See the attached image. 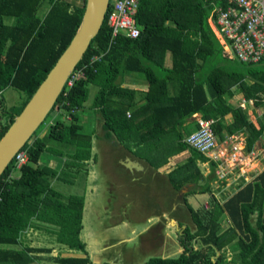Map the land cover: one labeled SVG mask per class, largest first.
Segmentation results:
<instances>
[{"label": "trees", "instance_id": "16d2710c", "mask_svg": "<svg viewBox=\"0 0 264 264\" xmlns=\"http://www.w3.org/2000/svg\"><path fill=\"white\" fill-rule=\"evenodd\" d=\"M83 6L84 0L75 6L66 0H0V136L69 44ZM211 9L209 0H139L134 38L111 39L105 15L75 68H82L80 79L63 87L52 109L58 115L75 112L51 121L43 135L39 124L21 148L26 161L12 170V159L0 174V264H30L35 259L30 254L51 251L22 247L28 228H44L53 242L81 254L58 255L56 264H93L80 237L83 195L63 196L52 186L55 179L83 178L91 158L93 131H84L81 123L89 84L96 87L91 109L99 115L102 136L113 133L155 168L187 150L171 173L176 189L191 183L190 193L211 191L215 163L204 176L198 162L208 158L185 142L194 114L213 118L218 141L241 133L245 152L253 150L264 136V58L251 64L225 52L207 22ZM94 56L99 60L91 62ZM130 73L143 75L145 91L123 85L132 82L126 80ZM7 86L22 93L19 105L4 106L1 90ZM236 94L252 105L230 102ZM42 153L64 158L61 168L40 163ZM184 202L195 228L183 229L182 251L151 256L143 264H264V169L222 201L212 194L202 209Z\"/></svg>", "mask_w": 264, "mask_h": 264}, {"label": "rangeland", "instance_id": "374dc122", "mask_svg": "<svg viewBox=\"0 0 264 264\" xmlns=\"http://www.w3.org/2000/svg\"><path fill=\"white\" fill-rule=\"evenodd\" d=\"M44 8V7H43ZM43 9H39L38 14H43ZM225 52H227L225 50ZM168 64H170V58L168 59ZM170 66V65H169ZM129 76L126 77L127 81H135V83L140 82L144 85V78L143 75L137 73H130L127 74ZM134 85V84H132ZM141 85H138V88H141ZM96 91V87L92 84L88 85V97L87 100L83 104V109L81 113H83L82 119V129L84 131H93L92 142L93 146H95V139H97L98 147L94 150L95 155H103V152L106 153H114L116 150L115 148L108 149L107 141L114 140L115 146L118 142V139L115 137L113 133H110L107 136H102L104 130L101 125V121L99 115L93 114L91 109V103ZM173 91L171 90V93ZM22 93L15 90L12 87H5L1 90V98L3 100L4 106L7 108L11 105H19L20 101L22 100ZM230 102L235 103V98H230ZM248 106H251L248 104ZM258 114L262 113V109L256 108ZM253 118L254 116L251 115ZM59 118H65L63 115H58L56 110L52 111L48 114L46 119L40 123L38 126V134L43 135L46 133L48 124ZM85 118H88L86 120ZM86 120V121H85ZM97 127V130H94L92 125ZM98 132L99 135L97 133ZM238 134V139L228 140L223 143V141H218L216 137V146L213 149V154L216 156H221L224 158L225 162L230 165H234L235 168L230 169L232 173H228L229 178L227 180L230 182L236 176L246 175L247 181L249 178L251 180V174L254 172H260L263 169V164H260L261 157L264 158V136L255 142V146L253 148V152L251 154L246 155L245 151H241L240 154L236 153L233 157L234 150H232V142H237L239 138L243 139L244 135ZM122 144L125 143L124 141H120ZM239 142V141H238ZM105 143V146H104ZM244 143V141H243ZM131 146V144H130ZM126 149H130L131 151L134 150V147L131 146L130 148L125 146ZM112 150V151H111ZM230 157L234 158L229 160ZM254 157V158H253ZM47 154L42 153L39 157V162L47 163ZM250 158V159H249ZM205 165L207 163L204 161ZM198 162L202 173H206L205 165ZM228 164V165H229ZM226 165V166H228ZM99 169H97V176L98 180H101L100 185H98L97 193L87 195L86 201L84 204V208L82 211V229H81V238L85 243V249L93 259H90L92 263L101 264L104 261L107 263H112L116 261L118 264H143L149 257L151 256H159V252L154 251L155 248L160 247L159 245L162 243L163 234L168 235V239H170L167 254L168 256H176L180 246V236L183 235V225L189 227L192 231L194 230V223L190 219L189 212L186 206L183 203V197L186 194V190L182 194V192H175L174 195V203L175 208L173 211L174 220L171 224L164 223V226L159 225V219L157 217L158 214V207L152 205V198L157 197L159 194H162L161 191L158 189L157 183L154 184V181L151 178H144L142 181L139 180L137 183L130 184V180L126 176H122L121 172L120 175L117 172H112V177L114 180L118 181L119 187L114 188V191L111 193L104 192V183L105 178L102 174V163L98 165ZM224 166V165H223ZM82 173V172H81ZM242 173V174H241ZM214 179V173L213 178ZM211 183V191L207 193H196L193 194L192 197H186L188 202L192 205L194 209H202L206 207L208 203H210V199L212 193L221 199L222 195H229L232 194L235 190L237 184L239 185V180L236 182H230L226 189L220 191L219 187H215V183L213 181ZM226 180V179H225ZM244 180V178H243ZM83 179L81 174L74 175L70 178L69 181L57 180L55 179L52 183V186L60 191L63 196L69 194H76L81 195L83 194ZM225 186V187H226ZM193 186H190L192 188ZM124 219L128 222L129 226L122 225L121 227L115 225L120 222V219ZM226 224L225 221H223ZM106 226V227H104ZM117 226V227H114ZM46 228V226L44 225ZM105 228V229H104ZM45 232V233H44ZM40 231L38 234L36 232H29L26 235L27 244L31 248H50V253H40L39 257L42 258L39 261H35L36 264H52L51 260L56 258L61 252V256L72 255V254H79V252L71 251L65 246H61L55 244L53 242V235H51L48 231ZM121 245L115 243L117 239L126 238ZM148 242H154V244L150 245ZM114 243V244H113ZM113 244V245H112ZM108 246L107 254H102L101 251L94 253V250H98L100 246ZM174 245V246H173ZM179 245V246H178ZM15 248V247H14ZM117 252H116V251ZM99 251V250H98ZM113 253V254H112ZM120 253V255H119ZM108 255H114V258H107ZM117 256V257H116ZM121 256V257H119ZM112 260H107V259ZM106 259V260H103ZM118 259V260H117ZM143 262V263H142ZM34 262L31 264H35Z\"/></svg>", "mask_w": 264, "mask_h": 264}, {"label": "built area", "instance_id": "2783aa9c", "mask_svg": "<svg viewBox=\"0 0 264 264\" xmlns=\"http://www.w3.org/2000/svg\"><path fill=\"white\" fill-rule=\"evenodd\" d=\"M213 1L209 0L212 9L208 19H211L210 21L213 24L217 39L222 45L223 50L232 53L235 58L245 63L255 64L264 58V0H217V3ZM138 5L139 0L108 1L105 15L111 39L118 34L129 38L139 35V28L134 19ZM97 60H99V57L94 56L91 62ZM82 73V68L74 69L66 80L64 87L70 88L76 80L80 79ZM242 99V102L239 104L242 108H247L248 104L252 105V100ZM56 112H58L57 107ZM73 112H75V108H71L68 114H64V117L69 119ZM126 113L129 115L128 111ZM213 122V118H203L198 114L195 115V127L187 134L185 142L190 148L203 154L210 161L218 162L221 156L213 154V149L216 146ZM227 139L223 140V143ZM232 150L235 152L232 156L235 157L234 155L244 151V148L232 146ZM12 159V170H18L26 161V155L20 149ZM232 159L234 158L230 157L229 160ZM229 168L233 169L235 166L229 164L228 166L221 167L218 164L215 177L218 180L229 178L227 174L234 171V169L230 171ZM8 177H11V172L8 174ZM243 178L247 180L246 176L243 174L239 176L238 174L235 181L243 180ZM1 199L0 195V201Z\"/></svg>", "mask_w": 264, "mask_h": 264}, {"label": "crops", "instance_id": "0c3cea01", "mask_svg": "<svg viewBox=\"0 0 264 264\" xmlns=\"http://www.w3.org/2000/svg\"><path fill=\"white\" fill-rule=\"evenodd\" d=\"M66 1H68L71 4V6L79 5L81 3V0H66ZM43 10L45 11L46 7H44ZM44 11H43V13H44ZM208 17H209V15H208ZM208 17H207L208 25L211 28V30H212L213 34L215 35V37L217 38L215 30H214V27H213V24L210 21L211 19L209 20ZM169 58H170V56H169V54H167L166 59H165V65L167 67H170L169 66L170 64H168V59ZM132 84H134V85H132ZM123 85L128 86V87H130V88H132L134 90L140 91V92H143V91L146 90V86L142 85L140 82L135 83V81H133V82H129V83H126V84H123ZM138 85H141L142 87L138 88ZM233 98L236 99V102L234 103L235 105H239L242 102V100H243L242 99L243 97H241V95H239V94H236ZM195 115H197V114H195ZM190 126L192 128H194L195 124H194L193 120H192V123H191ZM92 127L95 128V130H97V127L94 125V123H93ZM95 133H97L99 135L98 132L95 131ZM238 134H241V133L227 135L225 138L222 139V141L227 139L228 137H230V138H228L229 141L232 140V139H238V137H237ZM105 141L107 142V146H108L109 151H110L111 148H112V150H113V148H115L116 151L114 153H112V152H110V153L103 152V155H98L97 156V155H95L93 153L94 150H96V148L98 147L97 139H95V146H93V142H92L91 158L88 161L85 162V172H84V177L82 178L83 179V182H82V184H83V191H82V193H83L82 194L83 195V207H82V211H83L84 204H85V201H86L85 199L87 198L86 196L97 193V188H98V185H100L101 180H98V178L95 175V173H97L96 167L99 169L98 165L100 164V166H101V163H102V167H103V170H102L103 173L102 174L104 175L103 178H105V183L103 184L105 193H111V192L114 191V188L119 187L118 181L117 180L115 181L114 178L112 177V172H116V171L119 173V175H120V172H121L122 176L124 175V176L128 177L129 180H130V182H129L130 184L137 183L139 180L142 181L144 178H151L154 181V184L157 183L158 189H159V191H161V193H163V195L159 194L157 197L152 198V200H151L152 205L157 206L158 209H159L158 214H157V217H158L159 222H160L159 225L164 226L165 222L171 224L173 222V220H174V217H175L173 215V211H174V208H175V203H174L175 192H179L180 191L183 194L184 191L186 190V194L182 198L184 205H185L184 198L192 197L193 194H196V193H190V191L192 189V188H190V186H194L191 183H186L182 187L176 189L174 187V184H173L174 180L171 177L172 176L171 173H172L173 169L178 164L183 163L185 158L187 157V154H188L187 150H184V151H181V152H179L177 154L169 156L164 164H161L160 166L155 168V167L151 166L146 160L139 158L137 156V154L133 153V151H131L130 149L127 150L126 147L124 146V144H122L120 141H118L119 143H117L116 146H115V141L114 140H111V141L105 140ZM238 141L237 142H232V146H237L238 148L242 147V148H244V151H245V139L244 138L243 139L239 138ZM243 141H244V143H243ZM104 146H105V143H104ZM251 152H253V150ZM251 152L246 153V155L248 156V154H250ZM223 159L224 158H220V160L218 162H214L212 160L210 161L208 159V161H206L207 165H205V163L201 162L206 167V173L205 174L203 173L204 176H206L209 173V170H210L209 163L210 162H214L215 163V167L213 169L214 179L212 181L216 184L215 185L216 188L217 187L220 188L219 189L220 191H222L223 189H226L227 188L226 185H228L230 182H232V183L235 182V180L237 178V176H236L235 178L232 179V181L229 182L227 179L226 180L225 179L224 180H218L217 177H215V171L217 170V165L218 164H220L221 167L223 165L224 166L228 165L225 162V160H223ZM46 160H47L48 164H45V163H42V162H40V163H42L43 165H47V166L53 167L55 169H60L62 164H63L64 158L57 157V156H55L53 154H47ZM260 164H263L262 166H263V169H264V158L263 157H261ZM260 172L258 171V172H254L253 174H251L250 175L251 176V180ZM251 180H250V178H249V181L241 179L239 181V185H244V184L250 182ZM239 185L237 184V186H236L235 190L233 191V193L238 189ZM232 194H229V195H232ZM229 195H222L221 199H218L219 197H216L214 195V198L217 201H222L223 198H226ZM186 201L188 202V199H186ZM208 205H209V203H208ZM118 219H120V218H118ZM81 220H82V215H81ZM115 225H117L119 227H121L122 225L129 226L128 222L125 221L124 219H120V222L115 224ZM117 226H114V227H117ZM104 227H106V226H104ZM183 227L185 228L186 226L183 225ZM81 229H82V227H81ZM40 231L44 232L45 229L44 228L43 229H36V228H28V229H26L22 233V236H21V246L22 247L31 248L27 244V239H26L27 233L36 232L38 234V232H40ZM168 236H169V234L168 235L163 234L162 243L159 245L160 247L155 248V246H154V251H156V252L160 251L159 252V254H160L159 256L160 257H169L168 254L166 253L167 252L166 249L168 248L167 246H168L169 241H170V239L167 238ZM80 237H81V233H80ZM125 239H127V237L126 238L117 239V241H115V243H118L119 245H121L122 242L125 241ZM82 241H83V239H82ZM55 244H57V243H55ZM148 244H150V245L152 244L153 245L154 242H150V243L148 242ZM17 248H20V246H18ZM34 248H36V247H34ZM42 248H45V247H42ZM179 248H181L179 250L181 252L182 251L181 242H180ZM106 249L108 250L109 248H108V246L105 245V246H100L98 248L99 251L98 250H94V249H93V251H94V253H97V252L101 251L102 254H105V253L107 254L108 252H107ZM85 251H86V249H85ZM50 252H40V253H50ZM40 253H32V254H30L31 257L35 258L34 261H33L34 263H35V261H37V260L39 261L40 259H42V258L39 257ZM60 254L62 255V252ZM86 254H87V257H88L89 261L92 263V261L90 259H93V257H90V255L88 254L87 251H86ZM119 255H120V253H119ZM66 256H75V257H77V256H81V254L79 253V254H72V255H66ZM119 257H121V256H119ZM107 258H114V255H112V256L108 255ZM106 259H103V260H106ZM107 260H112V259H107ZM51 263L52 264H56L54 258L51 260ZM103 263H107V262L104 261ZM112 263L118 264L116 261H113ZM93 264H96V263H93Z\"/></svg>", "mask_w": 264, "mask_h": 264}, {"label": "water", "instance_id": "95a60500", "mask_svg": "<svg viewBox=\"0 0 264 264\" xmlns=\"http://www.w3.org/2000/svg\"><path fill=\"white\" fill-rule=\"evenodd\" d=\"M109 0H84L80 23L48 75L0 136V174L25 141L52 111L70 74L98 33Z\"/></svg>", "mask_w": 264, "mask_h": 264}]
</instances>
